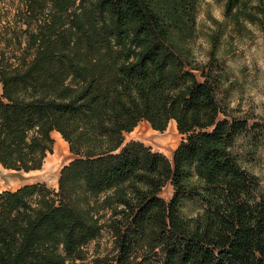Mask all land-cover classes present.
I'll use <instances>...</instances> for the list:
<instances>
[{
	"label": "trees",
	"instance_id": "obj_1",
	"mask_svg": "<svg viewBox=\"0 0 264 264\" xmlns=\"http://www.w3.org/2000/svg\"><path fill=\"white\" fill-rule=\"evenodd\" d=\"M199 1L0 0V165L40 169L52 131L71 154L56 188L0 191V264H264V186L238 147L264 134L231 107L222 33L196 56ZM224 16L260 26L264 0ZM140 121L174 122L171 159L124 142Z\"/></svg>",
	"mask_w": 264,
	"mask_h": 264
},
{
	"label": "rangeland",
	"instance_id": "obj_2",
	"mask_svg": "<svg viewBox=\"0 0 264 264\" xmlns=\"http://www.w3.org/2000/svg\"><path fill=\"white\" fill-rule=\"evenodd\" d=\"M225 3L226 0L199 1L196 15V27L199 32L195 44L196 56L202 59L208 47L204 33L210 30L222 33L217 53L229 74L231 107L241 113L253 115L251 122L256 121L260 125L253 132L263 131L264 134V23L260 26L249 24L245 29L232 27L224 16ZM181 137L173 121H170L163 131L154 130L146 121H141L130 133L125 134L124 142L138 140L171 159ZM52 138L53 153L47 154L40 169L24 172L0 166V191L14 190L23 184L41 181L43 177L49 178L50 181L58 180L61 167L70 160L71 155L62 149L58 155L60 141L56 140L55 134H52ZM256 139V136L250 133L239 140L238 147L244 155L245 165L259 176L264 186V136H261L260 141ZM56 187L57 183L52 188ZM171 194L172 186L167 184L162 189L161 196L168 200ZM199 207L198 201L187 202L184 212L193 214ZM99 243L102 248L109 245L106 235Z\"/></svg>",
	"mask_w": 264,
	"mask_h": 264
},
{
	"label": "crops",
	"instance_id": "obj_3",
	"mask_svg": "<svg viewBox=\"0 0 264 264\" xmlns=\"http://www.w3.org/2000/svg\"><path fill=\"white\" fill-rule=\"evenodd\" d=\"M141 122V121H140ZM130 133V132H129ZM52 134H55V137H56V140H58V136H60L61 137V135L57 132V131H52V133H51V135ZM62 138V137H61ZM63 139V138H62ZM65 142V141H64ZM66 143V142H65ZM61 149L62 150H64V151H67V152H69V150H68V146H67V143H66V145H64V144H62L61 142H60V145H59V148H58V150H57V153H58V155L60 154V151H61ZM63 151V152H64ZM62 152V153H63ZM71 155V154H70ZM44 163V162H43ZM44 165V164H43ZM1 166V165H0ZM32 171H36V170H32ZM32 171H29V172H32ZM41 182H44V183H46L48 186H52V187H55V185H56V183H57V181H55V180H53V181H50V179L49 178H47V177H43L42 179H41Z\"/></svg>",
	"mask_w": 264,
	"mask_h": 264
},
{
	"label": "bare ground",
	"instance_id": "obj_4",
	"mask_svg": "<svg viewBox=\"0 0 264 264\" xmlns=\"http://www.w3.org/2000/svg\"><path fill=\"white\" fill-rule=\"evenodd\" d=\"M58 140L62 143V144H64V145H66V143L64 142V140H62V138L60 137V136H58ZM45 160H46V158H45ZM49 161H51V159H48ZM48 162V161H47Z\"/></svg>",
	"mask_w": 264,
	"mask_h": 264
}]
</instances>
